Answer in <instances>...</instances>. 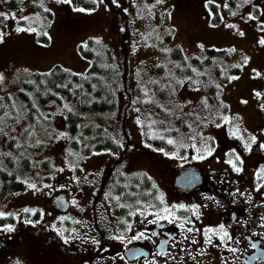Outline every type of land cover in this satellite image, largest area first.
Instances as JSON below:
<instances>
[{"label": "rangeland", "instance_id": "374dc122", "mask_svg": "<svg viewBox=\"0 0 264 264\" xmlns=\"http://www.w3.org/2000/svg\"><path fill=\"white\" fill-rule=\"evenodd\" d=\"M209 2L217 4V11ZM37 3L50 11V18L43 28L48 42L38 38L45 18L36 7ZM95 3L93 9L83 8L85 11L78 12L74 9L81 7L57 0H21L15 7L6 6L0 0V12L10 17L7 20L0 17V32L4 34L0 41V74L4 76L0 98L9 94L15 107L14 111L5 112L10 116L1 115L4 121L0 123L3 128L0 151H9L7 139L18 138L27 129L22 141L25 142L23 151L31 161L29 171L19 173L23 187L9 193V202L6 199L0 203V212L13 214L3 216L11 217L13 223L0 225L1 228L9 224L15 227L17 222L25 221L23 209H37L43 195L64 189L62 185L69 187L73 200L85 180L93 183L101 177L100 172L109 170L113 163L129 172L126 177H132L139 166L160 174L166 164L161 166L160 154L154 146H163L166 150L173 148L167 144V139H180L176 145H187L185 148H193L194 142L209 148L214 146V141L219 148L224 147L222 138L226 132L237 140L242 137L240 141L245 144H264V45L259 43L264 38V0L248 3L239 0L234 7H229L228 0H163L162 3H156V0H115V3L113 0H95ZM146 5L154 6L151 13ZM249 15L255 19H248ZM23 17L35 18L39 25L25 26L20 23ZM18 26L31 27L35 31L17 32ZM167 34H170L169 39ZM90 37L96 50L105 52L121 68L126 67L129 86L139 84L142 96L138 99L139 104L126 106V96L118 81L114 107L82 112L75 137L78 147H73L63 110L56 103L43 104L34 98L40 114L36 120H29L24 103L17 98V91L23 80L32 79L36 72L46 71L55 63L72 72H85L91 59L81 54L79 45L85 44ZM173 45H178L185 57L204 58L207 48L224 50L215 61L225 68L227 64L241 65L240 72L230 76L238 78L219 82L210 73L207 80L195 86L186 78L179 79L168 61L160 62L162 52L168 55L169 51L165 50ZM245 57L248 58L246 64ZM159 63L161 67L158 68ZM256 72L261 75L256 76ZM178 80L184 83L178 85ZM257 92L261 93L259 97ZM65 104L74 108L75 96L63 99L62 105ZM224 116L229 117L227 122L223 120ZM138 118L140 123H137ZM91 121L102 125L118 139L127 153L123 160L105 150L84 155L85 139L80 137V131ZM61 133L65 135L61 136ZM193 136L197 137L196 141L190 138ZM252 136L256 137L255 143L251 142ZM259 137L262 138L260 142ZM37 141H42L40 149L33 148ZM26 143L30 146L25 147ZM261 152L264 153V149ZM45 159H50L49 167L41 164ZM101 161L102 166H98ZM29 183H35L40 190L30 189ZM69 215L66 213L65 216ZM36 246L28 240L9 245L0 250V264H16L17 261L19 264H50L48 258L36 253Z\"/></svg>", "mask_w": 264, "mask_h": 264}, {"label": "flooded vegetation", "instance_id": "af4514ba", "mask_svg": "<svg viewBox=\"0 0 264 264\" xmlns=\"http://www.w3.org/2000/svg\"><path fill=\"white\" fill-rule=\"evenodd\" d=\"M222 142L224 147L211 148L212 154L202 160L192 158L197 155L195 148L174 147L168 152L169 155L159 151L161 166L166 164L160 174L157 173L159 171L139 166L132 177H126L129 172L113 163L109 170L103 169L101 177L93 183L89 180L81 184L84 186L78 193L74 192L75 205L71 203L69 189L58 190L43 198L35 213L28 212L27 220L33 223L19 222L12 232L0 231V250L28 240L32 245H37L36 253L48 258L50 264H152L153 260L158 264H264V227L259 226L264 225V186L257 189V184H264V180L256 177L257 171L264 166V153L252 144L251 151H247L245 143L228 134H225ZM123 154L117 156L118 160L125 157ZM230 155L233 159L235 155L240 156L243 161L242 164L238 163L241 172L233 171L226 162ZM114 167H117L116 171ZM184 168H190V172L177 178ZM153 183L156 188H152ZM62 193L68 200L64 210L58 209L53 202L54 197ZM160 193L169 206L199 205L200 219H192L201 232L181 234L180 229L166 221H161L164 226L158 227L147 223V220L153 219L152 216L145 219L139 215H129L130 211L136 210L137 200L159 205L155 197ZM116 196L120 197L119 202L114 199ZM5 199L7 197L0 201ZM119 204L126 207L121 208ZM66 213H70L69 219L61 222L58 217H66ZM177 214L191 216V213L183 210ZM121 220L130 223L131 230ZM219 224H224L232 236V241L227 243L230 247H236L239 250L237 253L227 251L223 245L215 246L220 244L216 238L213 245L205 244L203 229ZM53 225L56 229L64 230L63 237L69 241L67 244L53 230ZM152 231L158 235L151 236ZM138 232H145L150 238L127 243ZM166 233L180 241H171L165 246L175 260L155 255L159 242L169 239ZM121 234L125 236L124 242L110 238ZM184 235L190 239L184 240ZM191 239L197 243L192 244ZM93 240L98 243H93ZM236 240L240 242L236 243ZM250 241L258 242L257 247L252 248ZM172 243H175V247H172ZM201 249L202 255L198 254ZM132 251L146 255L133 257ZM252 257L256 258L250 259Z\"/></svg>", "mask_w": 264, "mask_h": 264}, {"label": "trees", "instance_id": "16d2710c", "mask_svg": "<svg viewBox=\"0 0 264 264\" xmlns=\"http://www.w3.org/2000/svg\"><path fill=\"white\" fill-rule=\"evenodd\" d=\"M236 1L239 0H229L230 6L235 5ZM2 2L6 6L15 7L20 4L21 0H2ZM71 3L75 7L85 9H93L96 6L93 0H71ZM209 5L214 11H217L215 3L209 2ZM36 7L45 18V21L40 25L41 31L38 38L42 42H48V35L42 33H45L43 28L47 25L46 20L50 18V11H45L38 3ZM20 23L25 26L39 25L36 19L31 17L28 20L21 19ZM166 38L169 39L170 34H167ZM93 41V38H88L85 43L87 47L84 46L85 44L79 45L81 54L91 59V64L85 72H72L60 64H54L46 71L36 72L32 79L23 80L17 91V98L24 103L26 117L29 120H35L40 114L34 104V98L43 104L56 103L64 112L67 129L72 136L70 143L73 147L78 146V140L75 137L79 132L78 124L82 119V112L87 109L104 110L114 107L117 102L116 86L118 81L121 82L126 96V106L139 104L138 99L142 96L139 84L134 87L129 86L126 67L123 66L125 70L120 68L105 52L96 50ZM170 50L168 55L162 52L161 62L164 64L168 61L179 79L191 77L193 81H196V83L190 82L193 86L202 84L205 79L209 78L210 73L219 81L224 82L230 75L237 74L240 71L239 67L230 64L226 68L223 65L221 67L215 61V57L223 53L224 50L209 48L204 58L185 57L178 45H173ZM192 69H195L196 72H193ZM197 72L201 75L198 76ZM74 96L75 107L70 108L71 111H69V108L62 105V101L63 99H71ZM1 98L0 105H3V107L0 108V116L8 110L14 111L15 107L11 96L4 94ZM25 133L26 131L23 135ZM80 137L85 139L84 146L87 153L102 149L112 150L113 152L122 150L117 138L107 132L102 125L92 121L82 128ZM6 144L9 151L7 153L0 151V198L23 186L22 180L18 177V172L20 170L26 171L31 166L29 157L20 154L19 149L23 144L17 142L15 137H9ZM41 146L42 144H35L33 148L40 149ZM16 161H19L18 167H15ZM41 164L49 167L50 159L43 160Z\"/></svg>", "mask_w": 264, "mask_h": 264}, {"label": "snow or ice", "instance_id": "6c2138e0", "mask_svg": "<svg viewBox=\"0 0 264 264\" xmlns=\"http://www.w3.org/2000/svg\"><path fill=\"white\" fill-rule=\"evenodd\" d=\"M58 3H71V0H57ZM93 2H95V0H93ZM102 2V0H101ZM113 2L115 3V0H113ZM163 0H156V3H162ZM245 3H248L250 2V0H244ZM41 6H43L41 4ZM146 7L148 8V11L149 13H151V8L154 7V6H148L146 5ZM75 11H78V12H83L85 11V9L83 8H75L74 9ZM45 11H49L48 9H45ZM235 14V13H233ZM0 17H2L4 20H7L9 19L10 17L3 13V12H0ZM12 19H16L15 16H12L11 17ZM24 20H28L29 18L28 17H23ZM248 19H255V17L249 15ZM228 27H235L234 25H227ZM262 30H264V26H262ZM16 31L17 32H22V31H29V32H33L35 31V29L29 27V28H22V27H17L16 28ZM43 35H47V33H42ZM241 36L244 35L243 32H240L239 33ZM3 33L0 32V41H2L3 39ZM99 42V41H97ZM259 43L261 45H264V38H262ZM85 47H87V45L85 44L84 45ZM201 47H203L201 45ZM165 51H171L170 49H166ZM229 51H234V49H230ZM247 60L248 58L245 57L244 58V63L246 64L247 63ZM157 67H161V65H157ZM177 67H179V65H177ZM234 67H241V65H234ZM67 71V70H65ZM193 72H196L195 69H192ZM198 76L201 75V73H196ZM261 74L259 72H256V76H260ZM238 77H230V79H237ZM189 82L191 83H196V81H193L191 77H188L186 78ZM4 81V76L3 74H0V84H2ZM153 83H156V81H153ZM176 83L178 85H182L184 83V81H176ZM217 87H219L217 85ZM145 95H147V91L145 90ZM256 95L259 97L261 95V93L257 92ZM2 99V98H0ZM146 103L147 102H150V101H145ZM202 103H204L205 107H207V104H206V101H203ZM223 106V105H222ZM3 105H0V108H2ZM65 108H68V105L65 104L64 105ZM262 107H264V105H262ZM69 111H71V109L69 108L68 109ZM137 111H139L137 109ZM165 111H167V109H165ZM6 116H10L9 113H5ZM224 121H228L229 120V117L227 116H224L222 117ZM45 119H47V117H45ZM197 119H199V117H197ZM4 121V117L3 116H0V123H3ZM137 123H140V120L139 118L137 119ZM153 123H155V121H153ZM161 123H163V121H161ZM219 126V125H217ZM190 127V125H189ZM26 132H28V130L26 129L25 130ZM166 131H168L166 129ZM0 132H3V128H0ZM29 135H33L34 133H28ZM61 136L65 135L64 133H61L60 134ZM233 135H237L236 132H233ZM193 141H196L197 140V137L196 136H193V137H190ZM240 139H242V137H238ZM159 139L163 140L164 139V136H159ZM251 142L252 143H255L256 142V137L255 136H252L251 138ZM167 144L169 145H173V144H176L177 141L173 140V139H167ZM42 141H37V144H41ZM180 147H187V145H184V144H180L179 145ZM122 147V145H121ZM191 147L195 148L196 152H197V155L196 156H193L192 158L193 159H205L206 156H210L212 154V151L213 149L211 148H208L206 145H202V146H197V143H193L191 145ZM261 149H264V144H261L260 145ZM202 149H203V153H206L203 154L202 153ZM245 149L247 151H251V144L250 143H246L245 144ZM157 151H160V152H164L165 155H169L168 152H165V150L163 148H160V149H157ZM70 155H73V153H69ZM7 155H10V154H7ZM173 156L176 155V153H172ZM233 169V171L239 173L242 171V168L238 166V163L239 164H242L243 161L241 160L240 156L239 155H235L234 159L231 157L230 155V158L226 161ZM71 167H75L74 165H70ZM64 169H59V171H63ZM256 177L258 180H264V166H262L256 173ZM264 186V184H257V189L259 190L260 187ZM28 187L30 189H33V190H36V191H39L40 189L37 187V185L35 183H29L28 184ZM44 187H51V185H44ZM61 187H64L63 185ZM152 188H156V185L153 183L152 185ZM147 194V193H146ZM109 196L111 195L110 193L108 194ZM207 199H212V197H206ZM115 200H117V202H119L120 200V197L119 196H116L114 197ZM155 199L157 201H159V205H156V204H152V203H144L143 201H140V200H137L136 201V204H137V207H136V210L135 211H130L129 212V215L130 216H136V215H139L145 219H147L148 216H152L153 219H150V220H147V223L148 224H155L157 225L158 227H163L164 225L161 224V221H166L168 224H174L178 229H180L181 231V234H184V233H200L201 230L200 229H197L195 227V224H194V221L192 219V217H195L196 220H199L200 219V206L199 205H191V206H187L185 204H173V205H167L165 203V200H164V196L162 193H160L159 195H157L155 197ZM72 204H76L77 201L75 199H73L71 201ZM60 204L61 206L64 205V202L63 201H60ZM119 207L123 208V207H126V205H123V204H119ZM127 207L131 208L132 206L131 205H127ZM181 210H183L184 212H188V213H191V216H188V215H178L177 213L180 212ZM24 212H33L35 213L36 210L34 209H28V208H25L23 209ZM5 215H13L11 213H8V214H5L3 212H0V217H3ZM58 219L63 222L64 220L66 219H69V217H58ZM264 219V218H262ZM25 223H33V221L31 220H25ZM38 223V221L36 222ZM76 223H79V221H76ZM121 223L122 224H126L127 225V229L128 230H131V227L132 225L130 223H128L127 221L125 220H121ZM260 227H264V225H259ZM14 230V226L9 224V225H5L3 227V229H0V231H6V232H12ZM53 230L57 231V235L61 236L62 238L63 237V229H56L55 225H53ZM202 234L204 236V241H205V244L206 245H213L214 244V238L218 239L220 241V244L219 245H215L217 247H220L221 245H223L227 251L229 252H232L233 254L237 253L239 250L236 248V247H230L228 245L227 242L229 241H232V236L229 234L227 228L225 227L224 224H219L218 226H215V227H212V226H207L203 229L202 231ZM158 233L156 231H152L151 232V236H157ZM165 235H168L169 236V239H165V240H161L157 246V252H156V256H165L169 259H172V260H175V257H173L171 255V253L169 251H166L165 250V246L168 245L171 241H176V238L174 236H171L170 234H165ZM254 235H256V233H254ZM111 239H116V240H119L121 242H124L125 241V236L123 234L119 235V236H113V237H110ZM150 237L146 235L145 232H138L135 236L131 237V240H128L127 243H131L132 240H138V239H149ZM184 240H189L190 237L188 235H184ZM245 239H249L248 237H245ZM64 242L67 244L69 241H68V238H64ZM180 241H176V243H179ZM240 241L239 240H236V243H239ZM93 243H98V241L96 240H93ZM191 243L192 244H195L197 243V241L195 239H191ZM257 244L258 242H251L250 241V246L252 248H256L257 247ZM172 247H175V243H172ZM182 251L184 249H181ZM198 254H204L203 253V250L201 249L200 252ZM131 255L133 257H140V256H144L146 255L145 253H142V252H136V251H132L131 252ZM121 259H124L123 256L120 257ZM193 259H195V257L193 256L192 257ZM256 257H252L250 259H255ZM16 264H19V261L16 262ZM152 264H158V261L156 260H153L152 261ZM225 264H227V262H225Z\"/></svg>", "mask_w": 264, "mask_h": 264}, {"label": "water", "instance_id": "95a60500", "mask_svg": "<svg viewBox=\"0 0 264 264\" xmlns=\"http://www.w3.org/2000/svg\"><path fill=\"white\" fill-rule=\"evenodd\" d=\"M60 201H63V199H62L61 197H58L57 200H56L58 206H59L60 208H64V205L61 206ZM63 202H64V201H63Z\"/></svg>", "mask_w": 264, "mask_h": 264}]
</instances>
